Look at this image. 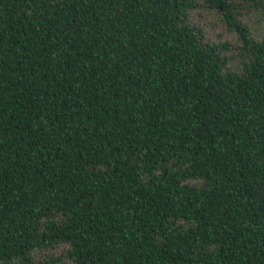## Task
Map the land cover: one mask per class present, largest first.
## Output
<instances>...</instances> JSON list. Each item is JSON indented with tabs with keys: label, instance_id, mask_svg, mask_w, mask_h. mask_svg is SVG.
<instances>
[{
	"label": "trees",
	"instance_id": "obj_1",
	"mask_svg": "<svg viewBox=\"0 0 264 264\" xmlns=\"http://www.w3.org/2000/svg\"><path fill=\"white\" fill-rule=\"evenodd\" d=\"M254 16L264 0H0V264H264Z\"/></svg>",
	"mask_w": 264,
	"mask_h": 264
},
{
	"label": "rangeland",
	"instance_id": "obj_2",
	"mask_svg": "<svg viewBox=\"0 0 264 264\" xmlns=\"http://www.w3.org/2000/svg\"><path fill=\"white\" fill-rule=\"evenodd\" d=\"M196 19L204 26L207 35L213 41L220 39L234 40V35L226 31L218 14L208 11H201L196 14ZM244 22L248 24L250 30L256 38H262L264 35V22L258 16L246 17ZM55 255L60 253L59 250L53 251Z\"/></svg>",
	"mask_w": 264,
	"mask_h": 264
}]
</instances>
